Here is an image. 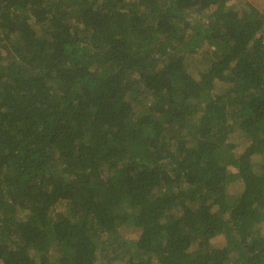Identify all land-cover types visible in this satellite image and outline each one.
<instances>
[{
    "label": "trees",
    "instance_id": "obj_1",
    "mask_svg": "<svg viewBox=\"0 0 264 264\" xmlns=\"http://www.w3.org/2000/svg\"><path fill=\"white\" fill-rule=\"evenodd\" d=\"M230 1L0 0V264H264V13Z\"/></svg>",
    "mask_w": 264,
    "mask_h": 264
},
{
    "label": "rangeland",
    "instance_id": "obj_2",
    "mask_svg": "<svg viewBox=\"0 0 264 264\" xmlns=\"http://www.w3.org/2000/svg\"><path fill=\"white\" fill-rule=\"evenodd\" d=\"M238 1H248L250 2L253 6H255L256 8H258L261 12L264 13V0H231L230 2L233 3V2H238ZM193 20L194 19H199V18H202V14H195L192 16ZM200 56H198L199 58ZM230 189V188H229ZM231 190V189H230ZM121 232H123L125 234V231L124 230H121ZM122 235V234H121ZM126 235V234H125ZM123 236V235H122ZM126 237V236H124ZM211 242L214 244V245H217L220 243V237L219 238H213L211 240Z\"/></svg>",
    "mask_w": 264,
    "mask_h": 264
}]
</instances>
